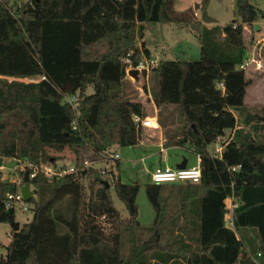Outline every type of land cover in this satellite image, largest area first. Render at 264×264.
Instances as JSON below:
<instances>
[{
  "label": "trees",
  "instance_id": "trees-1",
  "mask_svg": "<svg viewBox=\"0 0 264 264\" xmlns=\"http://www.w3.org/2000/svg\"><path fill=\"white\" fill-rule=\"evenodd\" d=\"M211 1L201 0L197 18L191 8L176 12L175 0H26L20 5L0 0V75L39 78H0V165L6 157L26 159V170L36 171L30 178L34 196L27 201L33 218L18 231L12 228L9 244L0 240V264H264V105L254 112L244 103L234 106L243 114L248 111L243 120L249 127L237 128L217 156L211 146L233 126L212 109L214 98L224 99L220 90L189 93L209 92L213 99L176 100L171 95L165 100L161 69H156L153 100L160 108L164 146L190 149L200 158L202 175L200 182L179 187L181 206L172 213L163 193L177 182L149 181L146 193L155 210L149 227L138 219L139 183L123 181L111 168L107 187L102 170L81 161L87 146L94 150L90 160L95 161L112 146H135L142 140L143 128L135 116L145 119L146 107L124 95L123 81L131 64L151 57L143 41L146 23H175L198 36L210 62L202 57L188 62L181 68L186 79L204 69L221 78L225 68L248 59L253 37L247 41L245 27H255L264 10L251 0H236L241 21L209 27L206 23L215 21L208 12ZM73 95L77 100L71 103ZM167 104L178 105L181 127L163 112L169 110ZM66 150L77 157V174L49 178L38 169L42 163L58 168L60 157L51 151ZM113 161L119 170L120 159ZM25 173L19 185L0 179V223L17 221L16 208L7 207L6 201L25 184ZM112 187L129 217L115 206ZM228 198L235 201L233 226L226 221ZM177 224L180 235L164 241V231L174 233ZM137 227L151 234L136 241L127 259L123 234Z\"/></svg>",
  "mask_w": 264,
  "mask_h": 264
},
{
  "label": "rangeland",
  "instance_id": "rangeland-1",
  "mask_svg": "<svg viewBox=\"0 0 264 264\" xmlns=\"http://www.w3.org/2000/svg\"><path fill=\"white\" fill-rule=\"evenodd\" d=\"M12 1L16 2L17 5H20L26 0ZM251 1L264 10V0ZM197 3H200L199 8H196ZM187 7H191L197 15V18H201V0H175L174 8L176 12L183 11ZM208 12L213 18H215V21L206 23L209 27L215 25L223 26L233 20L241 21V18L237 13L236 0H212L209 5ZM258 34L259 30H256L254 27H245L247 41L250 42V39L253 37V42L250 44L249 52H252L254 48L257 50L255 56L257 60L261 62L260 66L253 62L242 72L240 71V73L236 72V70H239V66H234L233 69L225 68L227 74H222L221 78L218 76L219 74L216 71L204 69L201 72H196L192 78L186 79V76L181 68L186 69L188 67V62L197 60L201 55V44L198 36L190 28L175 23H146L144 40L151 50V57L145 59L144 62L149 64V66L148 69L141 70L139 72V79H136L134 75H129L127 73V76L123 81L124 95L126 97L136 98L142 101L145 104L148 116V109L151 107L148 103L153 99V90L158 77L156 69L158 67L161 69V85L164 95H166V92H173L176 100L183 98L198 100L213 99L211 98V94H209V92L217 91L215 89H218L224 99L214 98L212 109L217 108L221 111L223 116L222 119H225L224 121L227 124L233 123L232 127L229 126L227 128L225 135L226 137L231 138L237 128L249 127L243 120L248 111L246 110L243 114L234 106L244 103L247 107L246 109L254 112L264 105V42L262 41L258 43ZM166 58L169 59L170 64L166 63ZM181 61H186V63H182ZM218 72L223 73L221 70ZM14 79L30 82L38 81L39 78H13L12 80ZM221 82L225 83L224 87L220 86ZM194 89H204L210 91L205 94H202L203 92H198L197 94H192L190 96L189 93ZM228 89L232 91L231 94H229ZM88 91L90 92L92 89L89 88ZM165 107L171 111L168 112V110L163 112L170 114L176 121V126L181 127L184 123V119L178 105L167 104ZM206 122H209L207 118ZM161 130L162 133H159V131L156 132L151 131L149 128H143L142 142L139 144L125 147L116 145L112 146L110 149L117 151L121 157L119 170L115 169L114 161L112 159H108L105 153L99 154L95 161L90 160L91 157L96 155L91 147L87 146L81 153V161L85 163L88 161L92 163V165L101 169L105 180H112L110 169L113 168L116 174H120L123 181L137 182L140 184V191L137 197V203L139 205L138 219L144 227L152 225L155 219V210L146 193V184L149 181H152L151 173L155 167L159 165H168L172 167L176 165L179 160L182 161L183 157L188 158L189 166L196 165L199 162L198 156L193 154L190 149H186L178 145H172L170 147L164 146L166 150L162 151V146L160 144L162 143L164 145L166 139L164 135V128L162 127ZM213 149L214 145L211 146L212 151ZM51 154L58 155L60 157L58 160L59 167L55 168L46 163L42 164L53 167L54 170H58L60 167L70 168L75 165L77 157L70 150H66L65 152L59 154L51 151ZM27 165H30V162L26 159L19 160L10 157L4 158L3 165H0V179L16 182L19 185L22 182V172L27 171ZM184 183L185 182H177L174 185H168L163 193V202L167 205V211L169 213H172L180 208L182 195L179 187H182L181 185ZM31 189L34 191V187L32 185ZM111 193L114 204L121 212L122 216L129 217L126 205L119 198L114 187L111 188ZM226 204L228 209L226 221L229 226H233V210L235 207V201L233 198H228L226 200ZM28 205V209L24 210L23 201L16 203V219L20 222V226L31 221L33 218V211L30 208L32 204L28 202ZM182 222H184L183 217L180 219L179 223ZM173 231L174 233L169 232L168 229L164 231V241H172L175 237H178L181 233L180 225L177 224ZM11 233V224L0 223V240L4 245L9 244L11 240ZM150 234V230L142 227H137L134 230H125L123 234V254L125 257L130 259L132 248L136 244V241L139 239L138 242H140L146 239ZM186 241L190 242L189 239H186ZM1 251L4 252L5 248L3 247Z\"/></svg>",
  "mask_w": 264,
  "mask_h": 264
},
{
  "label": "built area",
  "instance_id": "built-area-1",
  "mask_svg": "<svg viewBox=\"0 0 264 264\" xmlns=\"http://www.w3.org/2000/svg\"><path fill=\"white\" fill-rule=\"evenodd\" d=\"M129 61V60H128ZM253 62L257 63L258 66L261 65V62L255 58H251L248 57V59L242 63L241 65H239V69L240 70H244L246 69L248 66H250ZM149 64H146L144 61L140 62L138 65L133 66L132 64L130 65V69L133 67L138 68L140 71L141 70H146L148 69ZM129 68L127 70V73L129 71ZM0 78H6L8 80H12L14 77H10V76H1ZM220 86L224 87V82L220 83ZM68 100L71 103H74L77 100V96L73 95L70 98H68ZM135 121L137 123H140L142 128H154V127H158L157 122H155V118L152 116H147L145 119H141L140 116L136 115L135 116ZM230 137H226V136H221L217 139V141L214 143V149H213V154L217 155V156H221L223 149L225 147V145L228 143V141L230 140ZM105 155H107L108 159H121L120 154L117 151H114L112 149H108L105 152ZM199 158V157H198ZM200 160V158H199ZM92 163L86 161V165H91ZM38 169H40L41 171H43L45 173V175L49 178L53 177V176H60V175H64V174H77L79 172V169L76 167V165L70 167V168H62V169H58V170H54L53 167L44 165V164H40V166L38 167ZM30 172V171H29ZM36 175V171L35 172H30L29 177L33 178ZM201 168H200V162L196 165L193 166H189L187 164V166L185 168H178L177 166H163V165H159L157 167H155V169L152 171L151 173V179L153 182L156 183H164V182H186V181H190V182H200L201 180ZM22 186H19V189L14 192V193H9L8 194V199L6 201V206L7 207H12V206H16V203L19 201H23V209L27 210L29 205L27 200H25L23 193H22Z\"/></svg>",
  "mask_w": 264,
  "mask_h": 264
},
{
  "label": "crops",
  "instance_id": "crops-1",
  "mask_svg": "<svg viewBox=\"0 0 264 264\" xmlns=\"http://www.w3.org/2000/svg\"><path fill=\"white\" fill-rule=\"evenodd\" d=\"M189 8H191V7H187L186 9H189ZM185 9V10H186ZM256 24H258L259 25V34H258V43H260V42H264V18H259V19H257L255 22H254V25H256ZM255 28V27H254ZM145 37V36H144ZM143 41H145L144 39H143ZM256 49L254 48L253 49V51L252 52H249L248 53V55H249V57H251V58H255V59H257L256 58V56H255V54H256ZM200 57H202V59L204 60V62H210V59L207 57V55H206V53L205 52H203L202 51V49H201V55L198 57V59L200 58ZM165 61L166 62H168L169 61V59H165ZM217 66H220V67H226V66H228V64H216ZM193 70V69H192ZM191 70V71H192ZM171 95H174V93H172V92H166V95H164V97H165V100H169L170 99V96ZM151 107H150V109H148V116H152V117H154L155 118V122H157V124H158V127H154V128H149L151 131H156V132H158L159 131V133H162V127H161V125H160V123H159V120H158V112H159V107L156 105V103H155V101L152 99V101L151 102H149L148 103ZM141 142H142V140H141ZM144 142V141H143ZM146 143V142H145ZM148 144H152V143H148ZM160 144V143H159ZM161 146H162V151H165L166 149L164 148V145L161 143L160 144ZM181 160H179L177 163H179ZM188 162H189V160H188ZM199 162H200V160H199ZM198 162V163H199ZM176 163V164H177Z\"/></svg>",
  "mask_w": 264,
  "mask_h": 264
},
{
  "label": "water",
  "instance_id": "water-1",
  "mask_svg": "<svg viewBox=\"0 0 264 264\" xmlns=\"http://www.w3.org/2000/svg\"><path fill=\"white\" fill-rule=\"evenodd\" d=\"M199 6H200V3H197L196 4V8H199ZM255 29L256 30L259 29V25L258 24L255 25ZM139 72H140V70L138 68H131V69H129L128 74L129 75H134L136 77V79H139ZM187 164H188V158L187 157H183L182 161L177 163L176 166L178 168H185L187 166ZM29 175H30V172L26 171L25 178H24L25 184L22 187L23 196H24L25 200H27V201L30 200L31 197L34 196V191H32V189H31V183H30ZM104 183L106 184L107 187L111 186V183L108 180H104ZM11 227L15 231H18L20 229V222L15 221V222L11 223Z\"/></svg>",
  "mask_w": 264,
  "mask_h": 264
}]
</instances>
